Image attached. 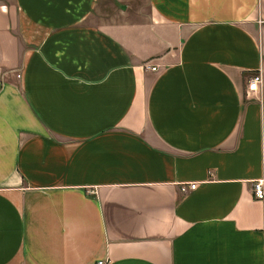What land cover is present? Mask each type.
<instances>
[{
	"label": "crops",
	"instance_id": "crops-1",
	"mask_svg": "<svg viewBox=\"0 0 264 264\" xmlns=\"http://www.w3.org/2000/svg\"><path fill=\"white\" fill-rule=\"evenodd\" d=\"M255 74L264 0L0 3V264H264Z\"/></svg>",
	"mask_w": 264,
	"mask_h": 264
},
{
	"label": "built area",
	"instance_id": "built-area-1",
	"mask_svg": "<svg viewBox=\"0 0 264 264\" xmlns=\"http://www.w3.org/2000/svg\"><path fill=\"white\" fill-rule=\"evenodd\" d=\"M157 67H152V71H156ZM264 84V78L262 76V74H255L254 76H252L249 79L248 82V94H256L259 93L261 91V88ZM196 183L190 184V185H184L182 186V191L183 192H187V190H191L194 191L197 188ZM253 192H254V196L258 201L264 202V180H259L257 182L254 183L253 185ZM99 264H105L104 262H100Z\"/></svg>",
	"mask_w": 264,
	"mask_h": 264
},
{
	"label": "rangeland",
	"instance_id": "rangeland-1",
	"mask_svg": "<svg viewBox=\"0 0 264 264\" xmlns=\"http://www.w3.org/2000/svg\"><path fill=\"white\" fill-rule=\"evenodd\" d=\"M12 0H0V3H2V2H6V3H9V2H11Z\"/></svg>",
	"mask_w": 264,
	"mask_h": 264
}]
</instances>
